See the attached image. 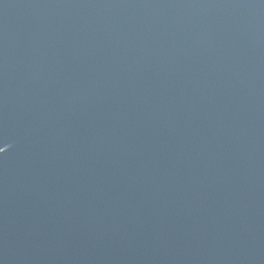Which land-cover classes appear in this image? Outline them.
<instances>
[{
    "label": "water",
    "instance_id": "water-1",
    "mask_svg": "<svg viewBox=\"0 0 264 264\" xmlns=\"http://www.w3.org/2000/svg\"><path fill=\"white\" fill-rule=\"evenodd\" d=\"M0 264H264V0H0Z\"/></svg>",
    "mask_w": 264,
    "mask_h": 264
}]
</instances>
